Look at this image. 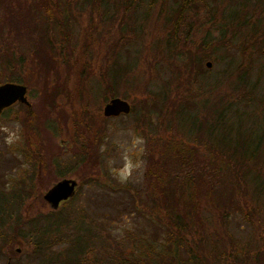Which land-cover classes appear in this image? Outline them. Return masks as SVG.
Instances as JSON below:
<instances>
[{
  "label": "trees",
  "instance_id": "obj_1",
  "mask_svg": "<svg viewBox=\"0 0 264 264\" xmlns=\"http://www.w3.org/2000/svg\"><path fill=\"white\" fill-rule=\"evenodd\" d=\"M46 1L42 3L45 15L41 17L47 23L42 28L43 34H38L41 43L43 38H47L48 26L53 27L57 42L61 41L60 36L72 34L71 13L78 7L77 17H80L88 4L87 27L93 23L92 27L96 29L94 23L102 21V25L109 28L106 36L113 37L108 55L103 57L101 64H95L96 61L89 57L78 61L81 54H75V61H65L64 65L49 62L48 71L53 72L42 80L44 90L52 84V94L42 98L43 101L49 98L44 102L47 106L58 104L57 97L67 93L64 89L66 82L59 79L58 68L61 65L66 74L75 68L79 70L76 88L84 81L88 84L94 82L97 90H106L110 98L124 99V84L135 81L136 72L133 70L138 67L140 58L131 64L125 62L119 52L130 46L131 35L139 27L140 35L144 36L142 43L145 41L147 35L143 33V26L151 18L156 5L159 6L157 10L164 13L162 19L167 26L161 32L165 34L163 39L151 49L144 46L134 52L138 57L143 55L145 70L141 73L149 78L141 83L144 90L141 109L131 110L133 127L146 140L147 153L142 176L143 194L138 195L137 190L134 194L129 191L132 194L130 204L133 213L155 226L147 234L143 226L133 231L134 234L125 233V240L116 243L109 238H100L96 233L98 225L90 219L86 221L77 214L74 221L73 215H63L69 201L56 211L23 217L24 197L29 196L26 189H33L32 184L26 183L34 181V176L29 173L19 174L20 184L16 183L18 178L12 176L9 183H5L8 184L7 190H0V240L9 250L16 244L20 246L22 242L24 245L28 242L38 257V264L43 263L45 251L64 243L66 248L53 257L56 264H264V234H261L264 233V108L238 109L253 92L247 81L252 74L250 59L254 51L258 52L259 47L264 46V40L258 37V31L251 25L252 16H246L248 12L244 11L234 28L212 23L201 37L192 19L204 11L203 17L211 21L214 8L208 7L205 0H80V3L79 0H48L53 7L45 4ZM218 2L221 0L216 4ZM261 9L264 10L263 7ZM93 13L96 14L93 16ZM17 16L13 22H23L16 28L26 36L28 30L24 29V23L27 16ZM78 21L76 28L79 27ZM194 38H197V43ZM7 46L6 41L3 47L0 44L4 67L30 66L23 58H14ZM70 47L73 56L76 50L71 44ZM202 54H206L205 57ZM206 58L222 64L217 74L223 86L228 79L236 78L234 83L238 95L232 98L234 102L227 101L231 94H225L224 87H221L207 99L208 109H201L199 99L205 97L207 91L212 92L211 87H217L215 83L209 84V88L203 85L206 77L199 69V60ZM221 60L225 62L219 63ZM108 62L111 63L108 65ZM38 63L45 69V64ZM158 63L164 66L162 71L158 70ZM258 71L264 75L261 67ZM0 78L5 82L27 85V79L21 73H8ZM187 103L191 106L188 107ZM18 105L23 107L27 118L23 125L26 128L33 125L30 129L33 136L30 140L27 137L17 152L31 163L33 155L37 158L43 154L46 146L40 142L34 128L32 105L29 108ZM244 120L247 122L245 125ZM256 121L259 124L256 125ZM58 125L51 118L44 122L45 130L56 136L61 135ZM71 130L66 138L72 153L77 148L74 165L85 167L84 163H89L87 158L91 153L95 154L93 149L100 137L96 133L89 143L78 138L74 125ZM57 167L60 168L58 164ZM65 170L68 172V167ZM58 176L62 178L64 174L59 173ZM87 181L99 184L96 178H88ZM137 203L141 204L140 207ZM235 214L257 229L255 236H250L244 245L227 230L230 218ZM99 248L103 253L113 249L115 254L112 252L105 256L102 253L98 260L94 253Z\"/></svg>",
  "mask_w": 264,
  "mask_h": 264
},
{
  "label": "rangeland",
  "instance_id": "obj_2",
  "mask_svg": "<svg viewBox=\"0 0 264 264\" xmlns=\"http://www.w3.org/2000/svg\"><path fill=\"white\" fill-rule=\"evenodd\" d=\"M44 1L45 0H0V35H2L0 36V44L3 47V43L5 44L6 41L8 43L7 48L14 54V58H23V61L30 64L28 67L14 65L11 69H8L6 66H3L2 50L0 49V76L4 74L7 75L8 73L12 75L21 73L24 78L26 77L27 80H25L27 85L25 86L28 94L27 100L29 104L32 105L34 128L41 138L40 142L46 146L43 154L37 156V158L33 155L34 160L36 159L35 162L34 160L31 163L26 162L22 154H19L17 150L19 151V149L23 147V143H25L27 137L30 140L33 136L31 133L32 130H30L33 125L31 124L30 126L26 123L27 128L23 125V122H25L24 120L27 118L26 115H24L23 107L18 104L11 106L4 113L0 114V190L6 189L8 184L5 183H9V179L12 176L17 177L18 182L16 183L20 184L21 179L19 178V174L28 175L31 173L34 176V181H26V183L32 184L33 189L29 190L26 187V191H29V196H27V198L24 197L26 200L22 205L23 211L21 215L23 217H25V215L31 217L37 212L39 214H45L48 210L50 211V209L44 204L41 198L42 192L50 189L52 183L60 180L61 177L58 175L61 173L64 174L62 178L68 177L74 179L78 184L76 197L66 206V210L62 212L63 215H69V217L73 215V217H75L77 214H80L86 221L90 219L91 222L98 225L96 233L100 238H103V240L109 238V241L113 240V242L116 243H121L125 240V233L134 234L133 231L141 229L142 226L145 234H147L151 232L155 224H153V222L149 223L143 221L141 217L133 213L132 205L130 204V198L132 197L131 193H133L134 190L138 191V195L143 194L144 182L142 176L144 175L143 170L146 166V140L142 137L140 131L133 127L131 112L130 114L109 118L103 117V104L108 103L111 99L107 91L97 90L94 82L88 84L85 83V81L79 88H76L74 85L76 84L75 80L77 79L79 70L75 68V70H69V73L66 74L65 68L62 66L65 64V61L74 62L76 59L75 54L78 56L81 54L80 58L77 59L78 61H82L83 59L88 60L89 57L92 60L94 59V62H97H95V64H101L103 57L108 55L113 37H111V35L109 36L110 38L106 36L109 28L106 27V24V26H103L102 24L104 23H102V21L96 24L94 23L96 29L92 27L93 23L92 26L89 28L87 27L86 16L88 14L86 11L89 8L88 6H90V4H88L84 6L87 8L86 11L81 13L83 17H77L79 11L78 7L75 9V12L73 11L71 13V18H73L71 23L74 29L72 34L70 32L67 37L65 34L63 37L60 36L59 39L63 43H61V41L59 42V40L57 42V39L53 36L55 34L53 32L54 29L50 26L47 28V38H43V43H41L38 34L39 32L43 34L42 28L45 27L47 23V21L41 17L45 15L43 10L44 6H42L44 5L42 4ZM205 1L208 4L207 6L213 7L214 10L211 12L212 15H210V17H212L211 21H207V18L203 17L204 11L202 12L203 14H201L200 11L198 16L192 19V24L196 25L195 27L199 36L201 35V37H203V34L212 23H216L217 25L223 24V27L227 26L228 28H234L239 22L242 14H244V11H246L248 12L246 16H252L253 24L251 25L258 31V37L264 40V10L261 9L262 7L264 8V0H221V3L218 2L220 3L219 6H216L218 4H216V1L219 0ZM80 2L79 0V3ZM157 2H159V0H157ZM45 4L53 7L48 0ZM158 7L156 5L150 15L151 18L144 23L143 33L147 35L145 41L142 43V38L144 36L140 35L139 26L141 25L138 24L139 28L131 35V39L129 38L131 40L130 46L125 47L122 52H119L121 58L123 57L122 59L125 62L129 61L131 64L137 61L136 59L140 58L138 60V67H135L133 70L136 72L133 77L135 81L133 80L132 83L124 84V95H126L124 99L129 102L130 110L141 109V101L144 99V90L141 83L148 77L141 73V71L145 70L144 63H142L144 60L143 55L140 54V57H138L134 52L142 49L144 46L150 49L153 48V46L156 45L157 42H160L165 36V34L161 32L165 30L167 25L162 19L164 13L159 12L157 10ZM95 14L96 13H93L92 15L94 16ZM13 15L27 16V21L24 23V29L28 30L26 36L24 33H20L16 28V25L19 26L23 22L17 21L15 24L13 22L15 19ZM53 15H55V13ZM47 19L49 20V18ZM101 19L103 21L105 20L102 17ZM77 21L79 27L76 28L75 24ZM92 28H94V30H92ZM194 40L197 43V38H194ZM70 44L73 49L76 50L73 56L70 51L72 50ZM197 46L200 47V44H197ZM51 47L55 48L57 51L53 52L50 49ZM263 49L264 46H260L257 50L258 52H253L252 60L250 59L252 66H250L249 70H251L252 74L247 81L249 83L248 88H252L253 92H250V96L246 98V102L240 103L238 106V109L241 108L240 110L264 108V75L262 72L258 71L260 67L262 71H264ZM158 50L160 49L158 48ZM205 55L206 54H202L203 57H205ZM50 61H52L53 64L62 63L61 67L58 68L61 74L59 79L60 82H66L64 89L67 93H61V97H59L60 95L57 97L59 101L58 104L47 106L44 102L48 101L49 98L45 101H43L44 99L42 98L45 96L49 97L52 94V88L50 87L52 84L47 86L50 91L48 89L44 90L42 80L45 76L53 72L52 70L48 71L47 68ZM206 61L211 64L210 68L206 66ZM38 62H40L41 65L45 64V69H43ZM223 62H225V60L219 61V63ZM109 63L111 62H108V65ZM199 64V69L206 77L203 84L205 88H209V84L213 85L214 83L217 86L216 88L211 87L213 88L211 89L212 92H210V90L207 91L204 95L205 97L202 99L199 97L201 109H208L209 106L206 105L207 99H209V96L212 97L215 95L221 87H224L222 90L225 94H231L227 101L234 102L232 98L238 95L235 89L237 88L236 83H234L236 78L228 79L227 84L223 86L217 74L223 67L222 64H216L209 58L199 60ZM157 66H159L158 70L162 71L164 69L162 63H158ZM151 77L154 78L155 76ZM160 77L165 78L162 74H160ZM4 78H0V84L7 83L3 81ZM153 83H155V81ZM187 104L188 107L191 106V104ZM213 109L218 108L214 107ZM50 118L54 120V123L60 124L58 125L60 129L58 131H61L60 136H56L53 132L45 130L44 122ZM246 123V120H244L243 124L245 125ZM255 124H259V121H256ZM73 125L74 130L76 129V133L79 134L78 138H82V140H87V142L90 143L96 133L97 137H100L97 146L93 149V153L95 154L91 153L90 158H87L89 163L86 161L84 163L85 167L74 165V158H76L74 153L77 152V148H75L73 151L74 153H72L71 148H69L70 144H67L66 135H68L67 133H72L73 130H71V126ZM60 140H65L66 144L58 145V141ZM92 148L93 147H91V151ZM57 164L60 167L59 169H57ZM73 166L75 167L73 168ZM67 167L68 172L65 170ZM88 178H96L99 184L95 185L90 183V181L88 182ZM19 186L23 187L22 185ZM124 188L126 189L124 190ZM137 204L140 207L141 204ZM74 221H76V217ZM227 230L233 235L235 240L240 241L241 245H244L250 236L251 238L252 235L253 237L255 236L254 231L257 229H255V226L248 225L247 222H244L240 215L235 214L230 218ZM261 234L263 235L264 233ZM262 238L264 239V236H262ZM17 245L18 244L9 250L6 243L0 240V264H38V257L34 254L33 248L28 242H26L25 245L23 242L20 246ZM66 246L67 244L65 243L58 244V246L45 251L42 257V264H56L53 259L54 255L59 251H63ZM16 248H19L21 252H14ZM100 248L94 253L98 260L103 253ZM112 252L113 249H110L104 253L105 256L107 254L110 256ZM113 254H115V252H113Z\"/></svg>",
  "mask_w": 264,
  "mask_h": 264
},
{
  "label": "water",
  "instance_id": "obj_3",
  "mask_svg": "<svg viewBox=\"0 0 264 264\" xmlns=\"http://www.w3.org/2000/svg\"><path fill=\"white\" fill-rule=\"evenodd\" d=\"M205 64L210 68L211 64H209L208 61H206ZM27 98L26 86L22 85V83L16 84L8 81L7 83L0 84V113L5 109H9L10 106L16 103L30 107ZM128 103L126 99L123 100L114 96L108 103L103 104L102 116L109 118L130 114L131 110ZM77 185L76 180L65 177L55 181V183L51 185V188L43 193L42 198L52 211H56L60 209V206L66 203V201L74 198L76 189H78ZM16 250L19 251V248H16Z\"/></svg>",
  "mask_w": 264,
  "mask_h": 264
},
{
  "label": "flooded vegetation",
  "instance_id": "obj_4",
  "mask_svg": "<svg viewBox=\"0 0 264 264\" xmlns=\"http://www.w3.org/2000/svg\"><path fill=\"white\" fill-rule=\"evenodd\" d=\"M14 105H17V103L14 104ZM14 105H13V106H14ZM30 106H31V104H30ZM26 107H27V106H26ZM28 108H29V107H28ZM3 111H4V110H3ZM3 111H1L0 114H2ZM105 118H107V117H105ZM60 141H61V142H60ZM60 141H58V145L66 144V141H65V140H63V141L60 140ZM25 161H26V160H25ZM61 179H63V178H60V180H61ZM52 184H54V183H52ZM52 184H51V185H52ZM50 188H51V186H50ZM76 190H77V189H76ZM45 191H47V190H45ZM43 193H44V192H42V195H43ZM75 193H76V192H75ZM42 195H41V198H42ZM74 197H75V196H74ZM42 200H43V198H42ZM71 200H73V199H71ZM71 200H68V201L70 202ZM43 201H44V200H43ZM68 201H66V203H67ZM66 203L62 204L60 207L62 208V206L66 205ZM44 204H46V205L48 206V204H47L45 201H44ZM48 208H49V207H48ZM49 209H50V208H49ZM50 210H51V209H50ZM51 211H52V210H51ZM14 252H17V253L19 252V253H20L21 251H20V250H19V251L15 250Z\"/></svg>",
  "mask_w": 264,
  "mask_h": 264
}]
</instances>
